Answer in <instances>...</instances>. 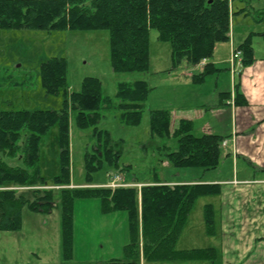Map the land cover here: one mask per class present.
<instances>
[{
  "label": "trees",
  "instance_id": "16d2710c",
  "mask_svg": "<svg viewBox=\"0 0 264 264\" xmlns=\"http://www.w3.org/2000/svg\"><path fill=\"white\" fill-rule=\"evenodd\" d=\"M231 19V0H0V30H108L111 64L116 72L149 70L151 29L158 31L161 41L170 43L173 68L184 63L193 66L203 58L210 59L217 43L229 41ZM256 19L263 21L264 13L257 15ZM238 49L242 51L244 66L254 61L251 35ZM217 70L212 62H207L202 72L193 74L192 79L201 82ZM67 73L68 65L63 57H50L40 65L41 83L46 93L57 95L64 92L61 110H0V230L21 229L25 207L45 214L52 212L55 192L52 188H40L50 184L43 177L38 163L41 139L57 125L61 168L51 185L64 186L60 190L62 264H140L142 258L148 261L215 259L217 253L213 247L177 250L176 243L195 200L203 195L220 194V184H169L156 174L154 183L140 188L66 187L71 184L70 112H76L80 128H94L96 148L93 153L85 155L86 183L91 184L92 173L104 164L121 167L122 142L115 141L109 130L98 127L103 112L116 108L121 123L138 125L152 90L145 79L119 82L115 98L108 97L102 94L100 78L86 76L79 91L68 92ZM227 94L231 95L230 92ZM234 99L236 104H247L238 83L235 84ZM194 129V121L188 118H180L172 127L170 109L150 111L151 134L177 139L176 149L162 147L172 166L217 168L226 136L215 133L196 135ZM18 156L24 166L12 165L4 159ZM11 186L36 188L6 189ZM91 197L101 200L103 213H127L129 241L123 248L122 258L72 262L74 203L78 198ZM205 222L208 233L214 234L212 204L205 207Z\"/></svg>",
  "mask_w": 264,
  "mask_h": 264
},
{
  "label": "rangeland",
  "instance_id": "374dc122",
  "mask_svg": "<svg viewBox=\"0 0 264 264\" xmlns=\"http://www.w3.org/2000/svg\"><path fill=\"white\" fill-rule=\"evenodd\" d=\"M252 1L264 5V0ZM263 13L264 9H259L257 15L262 16ZM109 38V31L106 29L87 31H46L28 28L0 30V110L62 109L64 92L61 91L57 95L47 94L41 83L40 65L50 57L66 59L68 92L79 91L84 77L95 76L102 81V94L115 98L119 82L145 79L152 90L145 102L140 124L121 123L118 117L119 111L116 108L105 110L98 123L99 128L110 131L115 141L122 142L123 154L120 163L121 167H127L114 168L104 164L92 173L91 184L86 183L85 155L87 152L93 153L96 148L94 128H80L76 122V112H70L71 184L66 187H108L110 182L117 180L121 186L140 188L143 185L154 183L156 174L162 181L170 178H198L197 183H205L203 181L206 179L227 177L228 171L224 168L222 172H218L216 169L204 170L200 167L176 168L172 166L162 147L166 145L172 150L176 149L177 139L151 134L150 111L167 108L179 115L185 108L188 111L196 109L201 104L210 102V93L215 90L217 79L219 85L229 90V74L222 73L218 78L214 72L205 76L203 81L194 82L193 74L200 72L195 68L190 69L192 65L186 63L173 68L170 43L161 41L156 29L150 31L149 70L147 72H116L111 64ZM204 65L198 63V66ZM174 119L172 112V127L177 123V118ZM199 122L196 123L194 129L195 134L200 132ZM4 159L12 165L24 166L19 156L4 157ZM38 165L43 177L50 184L40 186V188H52L55 192V201L59 205L60 190L64 186L51 185L61 168L57 125L52 126L41 139ZM99 183L104 185H99ZM9 188L36 187H6V189ZM224 196L226 204H224L223 213L222 196L198 197L176 243L177 250L213 247L218 254L215 260L148 261L142 258L140 264H223L221 255L223 235L220 231L222 218L225 219V226L229 233V237L226 235L225 238H228L232 244L230 252L238 250L240 255L245 256L246 250L242 248V245L249 241L252 242L258 236L255 232L258 224L261 223L264 228V195ZM207 204H212L214 209V234H209L207 231L205 222ZM123 212L116 211L112 212L111 216H104L101 211V200L98 197L76 199L74 231L78 251L85 252L89 244H92L91 247L95 249L97 241L99 243L103 240L108 242L111 239L113 249L118 250L122 256L124 249L122 250L123 244L120 242L129 241L128 219L122 216ZM235 255L236 253H232V256Z\"/></svg>",
  "mask_w": 264,
  "mask_h": 264
},
{
  "label": "crops",
  "instance_id": "0c3cea01",
  "mask_svg": "<svg viewBox=\"0 0 264 264\" xmlns=\"http://www.w3.org/2000/svg\"><path fill=\"white\" fill-rule=\"evenodd\" d=\"M259 9H264L260 2L231 0V39L217 43L213 57L207 60L218 69L214 73L218 78L222 73L229 74V90L219 85L217 79L216 88L210 93V102L203 103L191 111L185 108L179 115L172 110L174 120L192 119L195 126L201 120L200 132L196 135L215 133L226 136L227 144L223 147L221 162L215 169L218 172L227 169L228 176L203 181L221 185V193L217 195L223 198L222 213L226 204L224 195H264V20L256 19ZM249 35L252 37L255 59L251 64L245 65L239 73L233 74L229 68L231 53L238 49ZM194 68L202 72L204 66L194 65L190 69ZM237 83L247 100L246 105L235 103ZM228 92L231 93L230 96ZM192 111L194 113H191ZM163 181L170 184L199 182L198 178H170ZM111 213L102 214L111 216ZM22 216L21 229L0 230V264H62L64 260L61 204L58 205L55 201L54 209L49 214L25 207ZM122 216L128 219L127 213L123 212ZM220 228L223 235V264H264V228L261 223L255 229L258 236L252 242L249 241L251 243L242 245L246 250L245 256L240 255L238 250L230 252L232 244L225 238L226 235L229 237V233L224 218ZM75 237L74 231V263L109 261L123 256V252L120 256V252L113 249L111 239L108 240L109 244L106 240L100 243L97 241L95 249L89 244L85 252L78 251ZM127 242H120L123 244L122 250ZM232 253L236 255L232 256Z\"/></svg>",
  "mask_w": 264,
  "mask_h": 264
},
{
  "label": "built area",
  "instance_id": "2783aa9c",
  "mask_svg": "<svg viewBox=\"0 0 264 264\" xmlns=\"http://www.w3.org/2000/svg\"><path fill=\"white\" fill-rule=\"evenodd\" d=\"M206 59L204 58L202 60V63H205ZM230 70L233 74L239 73L240 70L243 68V56L242 52L240 50H233L231 53V58H230ZM227 143V141H224V145ZM121 184H118L117 180H114L109 183V186L111 187H116Z\"/></svg>",
  "mask_w": 264,
  "mask_h": 264
}]
</instances>
